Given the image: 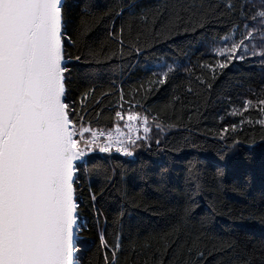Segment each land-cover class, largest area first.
<instances>
[{
    "label": "trees",
    "instance_id": "obj_1",
    "mask_svg": "<svg viewBox=\"0 0 264 264\" xmlns=\"http://www.w3.org/2000/svg\"><path fill=\"white\" fill-rule=\"evenodd\" d=\"M254 2L68 0L73 20L88 6L96 20L93 31L101 39L105 28L118 31L124 27L122 57L104 60L102 54L100 63L73 69L72 98L78 102L80 94L95 87V97L101 101L100 105L86 101V120L93 117L92 127L113 129L117 91L123 88L125 101L134 97L133 103L142 105L134 111L147 114L152 121L158 117L156 122L168 130L159 135V145L153 140L142 150L138 148L135 158L91 156L95 161L89 166L93 189L107 177L116 188L125 190L129 194L125 201L128 214L123 217L125 234L137 240L146 237L152 243L151 249L127 255L129 264L136 257L152 264L160 255L163 264H264V126L258 123L264 113L257 107L247 112L242 108L245 100L255 105L264 99V63L259 53L253 56L241 49L236 55L244 54L243 60L234 59L215 74L206 67L224 61L216 50L222 48L220 44L231 47V41L225 43L223 38L232 34L234 25L253 23L244 21L240 9L243 6L246 15H254L256 8H262ZM228 4L235 8L229 10ZM142 15L149 25L140 22ZM177 15L170 29L169 21ZM243 32L241 26L235 34L237 42ZM255 40L264 50L259 36ZM129 43L145 50L129 54ZM108 44L113 50L118 47ZM164 65L176 70L168 74L165 84H156L167 71ZM105 92L110 94L103 96ZM124 108L128 109L127 103ZM100 109L104 111L97 124L94 115ZM194 173L198 191H193L188 179ZM116 214L109 208L97 226L85 210L87 225L77 235L82 242L80 264H103L98 234L103 232L111 239ZM198 252L203 256L198 257Z\"/></svg>",
    "mask_w": 264,
    "mask_h": 264
},
{
    "label": "snow or ice",
    "instance_id": "obj_2",
    "mask_svg": "<svg viewBox=\"0 0 264 264\" xmlns=\"http://www.w3.org/2000/svg\"><path fill=\"white\" fill-rule=\"evenodd\" d=\"M227 8L233 10L235 5L228 4ZM240 14L244 21L253 23L236 24L232 34L224 36L225 43L231 41V47L216 50L224 61L206 66L213 74L217 68H227L234 59L245 58L244 54L236 55L241 49L248 52L245 41L251 43L259 36L264 43V7L248 16L242 6ZM177 19L178 15L169 21L170 29ZM139 20L149 25L146 15ZM256 21L261 23L260 29ZM95 23L87 5L80 18L73 20L68 0H0V264H78L82 242L77 234L86 228L85 210L97 226L109 208L117 213L109 231L111 239H106L103 232L98 234L103 264H129L127 255L152 247L146 237L137 240L125 234L123 217L128 214L125 201L129 195L125 190L116 188L107 177L93 189L89 166L95 161L91 154H110L114 150L131 157L138 141L147 140L151 131L149 116L133 110L142 105L134 104V97L125 101L123 88L117 91L118 110L109 131L92 127L93 117L85 118L86 101L101 104L95 97V87L80 94L78 102L72 98L74 68L100 63L102 54L104 60L125 54L124 27L118 31L105 28L106 35L101 39L93 31ZM150 23L155 27L156 18ZM199 26H204L203 21ZM241 26L244 32L237 42L235 34ZM108 41L118 47L113 50ZM128 48L129 54L136 55L145 50L135 43H129ZM252 55H257L254 45ZM259 56L264 63V50ZM164 67L167 71L154 83L165 84L168 74L176 70L173 65ZM253 107L264 113V99L255 105L253 100L243 102L244 112ZM102 111L95 112L97 124ZM152 119L155 127L163 131V125L156 122L158 117ZM258 123L264 126V118ZM194 177L195 173L188 179L193 191H198V177ZM104 222L107 226V217ZM131 264H149V260L136 257ZM152 264H163V255Z\"/></svg>",
    "mask_w": 264,
    "mask_h": 264
},
{
    "label": "rangeland",
    "instance_id": "obj_3",
    "mask_svg": "<svg viewBox=\"0 0 264 264\" xmlns=\"http://www.w3.org/2000/svg\"><path fill=\"white\" fill-rule=\"evenodd\" d=\"M255 4H257V5H260L261 7H264V0H255V2H254ZM259 9V7L258 8H256V10H258ZM256 23V25H258L260 28H261V23L259 22V21H256L255 22ZM247 44H248V46L249 45H251V46H249V52H252L253 51V45L255 46V51L257 52V53H259L261 50H260V48H259V44H258V42L256 41V40H254V41H252L251 43H249L248 41H247ZM222 47V48H226L227 46H223L222 44H220L219 45V47ZM142 115H144V114H142ZM120 126H121V128L123 129V127H124V122H122V123H120ZM149 126L151 127V131H150V133L148 134V139L147 140H140V141H138V144H139V142H141V144H140V147L139 146H137L136 148H135V154L133 155V156H131V157H135L136 156V153H137V149L138 148H140V150H142V148H143V145L145 144V143H149V142H151V141H153V140H158V138H159V135L161 134V133H165V132H167L168 130L166 129V128H163V131H161V130H158L156 127H155V123L149 118ZM140 135H141V137H143V131H142V127H141V131H140ZM94 154H97V155H100V156H106V155H113V154H118V155H122V154H120V153H116L114 150H113V152L112 153H110V154H105V153H99L98 151L97 152H94V153H92L91 154V156L92 155H94ZM128 158H130V157H128ZM87 159V158H86Z\"/></svg>",
    "mask_w": 264,
    "mask_h": 264
},
{
    "label": "water",
    "instance_id": "obj_4",
    "mask_svg": "<svg viewBox=\"0 0 264 264\" xmlns=\"http://www.w3.org/2000/svg\"><path fill=\"white\" fill-rule=\"evenodd\" d=\"M79 264V263H78Z\"/></svg>",
    "mask_w": 264,
    "mask_h": 264
}]
</instances>
